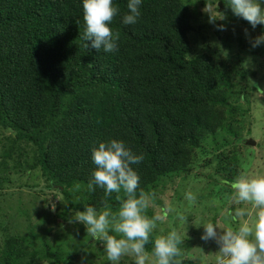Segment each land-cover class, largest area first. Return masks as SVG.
<instances>
[{"label": "trees", "instance_id": "obj_1", "mask_svg": "<svg viewBox=\"0 0 264 264\" xmlns=\"http://www.w3.org/2000/svg\"><path fill=\"white\" fill-rule=\"evenodd\" d=\"M216 1L223 10L216 7L212 27L230 49L233 37L226 30L231 8L227 0ZM127 2L114 0L119 14L110 26L119 33L118 51L106 53L84 46L82 0H0L3 204L16 195L8 190L19 185L18 189L29 188L36 196L48 190L60 200L64 220L89 204L98 210L107 204L117 211L116 197L123 198V191L106 196L99 187L88 189L96 168L92 149L112 139L123 140L135 153L143 154L142 163L133 165L140 177L137 194L143 190L150 203L163 211L159 198L168 182L177 177L183 181L205 177L191 168L200 150L218 153L199 165V169L215 167L214 174L205 177L212 183H208L209 191L213 187L210 194L218 186L232 191V183L243 174L235 146L245 145L241 122L236 120L245 110L236 103L247 100L244 97L256 86L241 88L240 84L235 93L240 99L232 91L235 78L249 83L248 70L241 60L230 64L215 54H194L190 33L198 16L191 0H143L134 25L122 23ZM241 20L234 16L232 22ZM221 25L224 30H219ZM235 42L243 51L253 48L242 36ZM34 172L41 179L31 184ZM181 190L182 183L176 186L175 197ZM154 211L149 207L146 214L156 216ZM21 212L13 217L21 218ZM7 217L0 216V264L110 263L98 239L77 240L64 232L51 244L47 236L39 237L33 230L11 229ZM42 221L50 222L38 216V222ZM79 230L86 232L85 227ZM154 238L152 234L145 246L149 253ZM120 264L133 263L123 257Z\"/></svg>", "mask_w": 264, "mask_h": 264}, {"label": "clouds", "instance_id": "obj_2", "mask_svg": "<svg viewBox=\"0 0 264 264\" xmlns=\"http://www.w3.org/2000/svg\"><path fill=\"white\" fill-rule=\"evenodd\" d=\"M143 0H128V12L122 17L124 25H134L141 16ZM264 0H227L232 13L247 21L252 29L264 26ZM84 32L82 39L86 49H103L106 53L118 51L119 33L111 28L113 18L119 14L114 0H82ZM224 19V15L221 16ZM219 30H224L220 26ZM248 36L247 29L245 30ZM90 42V44H89ZM253 48L264 45V31L250 39ZM143 154L135 153L123 140L112 139L99 142L92 149V171L88 189H103L106 196L113 192L124 197L117 211L113 212L107 204L102 210L93 205H85L83 211H76L70 223H81L87 235L104 244L107 261L120 264L123 256H131L133 264H181L177 258L181 254L182 236L175 230L154 238L151 253L146 250L152 234L157 228L159 216L149 217L150 196L139 188L140 177L133 165L143 161ZM235 204H251L254 213L238 207L234 216L238 220L235 228H221L218 224H203V240H215L219 251L215 264H264V174H241L232 183ZM185 199L194 201L196 195L189 191ZM251 217V219H249ZM217 229H223L218 234Z\"/></svg>", "mask_w": 264, "mask_h": 264}, {"label": "rangeland", "instance_id": "obj_3", "mask_svg": "<svg viewBox=\"0 0 264 264\" xmlns=\"http://www.w3.org/2000/svg\"><path fill=\"white\" fill-rule=\"evenodd\" d=\"M204 1L206 3L201 0H191L190 3L198 16V20L193 22L194 30L190 33L194 54H202L205 52L215 54L216 59H225L230 64L234 61L241 60L242 66L248 70L249 83L246 79L242 81L239 78H235L236 87L232 91L234 97L240 99L241 97L238 98V95H235V93L241 85V88L251 84L256 86V90L244 97L247 100L243 103H236L240 110H245L243 117L241 115L236 116V120L241 122V137H243L245 145L238 144L234 146L239 154L243 174H264V45L260 46V48H250L243 51L235 42L239 36L248 40L254 39L264 31V26L247 29L246 27H249V23L244 19L240 21L241 23H233L232 19L235 15L230 11L227 16L228 26L226 31L233 37V42L232 48L229 49L228 46L217 39L215 33L216 28L212 27V20L216 19L218 15L216 7L219 6V2L216 0ZM262 7H264V4H262ZM246 29L248 36L245 34ZM237 99L233 102L235 103ZM248 141L255 142V145H247L246 142L248 143ZM214 152L213 150L207 149H205V152L202 150L197 152L191 167L192 170L195 173L198 172V174L204 173L206 178L207 176H212L215 172L214 166L207 169H199V165L204 160L206 162L218 154ZM205 177L193 176L186 181H183V177H177L173 180V183L168 182L163 189L162 194L164 195L159 198L163 202L161 206L165 205L164 211L160 208V205L153 206L150 203V209L155 210L154 213L156 216L161 217L157 222V228L154 230V237L167 234L172 230L177 231L184 240L181 245L179 259H184L187 264H215V256L219 251V245L215 240L201 239L204 232L203 226L201 225L212 222L218 224L221 228H235L238 225V220L234 216L236 208H246L250 213H254L251 204H235L232 202L234 195L233 189L231 191L228 187L222 189L218 186L214 188V193L210 194L213 187L211 186L212 188L209 191L208 183L211 182ZM37 178L41 179L36 172L32 173V176H30L31 184H34ZM180 183L183 184V190L180 191L179 197H175L176 193H174V190ZM13 187V189L8 191L16 195L13 198L8 196L7 201H5L6 204H3L0 200V216L8 214L6 223L11 226V229L13 227L22 228L25 232L33 230L39 237L41 235L47 236L51 244H54V240L59 237L57 235L63 238L62 235H65L64 232L77 240H84L85 237V240L89 239L90 236L85 235L87 232L83 233L79 230L85 227L83 224L70 223V220L73 218L64 220L60 215L62 214V210L59 207L61 204L60 200L54 199L53 196L49 195L48 190H43L44 194L37 192L38 196H36V193L33 194L29 188L18 189L19 185H13ZM217 190L219 191L218 193H216ZM189 191L196 195L194 201L185 199V193ZM24 196L26 200H24ZM20 210L22 211L21 214H23L21 218L13 217ZM38 216H41L43 219L45 217L50 222H38ZM222 231L223 229H217L218 234L222 233ZM49 233L51 234L49 235ZM70 236L67 241L72 240ZM64 240L61 243L66 247L67 243ZM123 257L128 258L129 262L133 263L131 256L126 255ZM35 264L43 263L36 262Z\"/></svg>", "mask_w": 264, "mask_h": 264}, {"label": "water", "instance_id": "obj_4", "mask_svg": "<svg viewBox=\"0 0 264 264\" xmlns=\"http://www.w3.org/2000/svg\"><path fill=\"white\" fill-rule=\"evenodd\" d=\"M219 7H220L219 11L221 12L223 10V7H222V4L221 3H219ZM247 145L254 146L255 145V142L248 141Z\"/></svg>", "mask_w": 264, "mask_h": 264}]
</instances>
